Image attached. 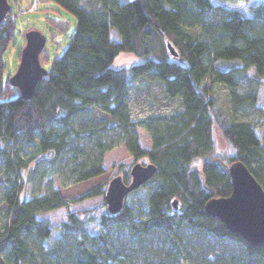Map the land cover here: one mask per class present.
<instances>
[{"label":"trees","instance_id":"obj_1","mask_svg":"<svg viewBox=\"0 0 264 264\" xmlns=\"http://www.w3.org/2000/svg\"><path fill=\"white\" fill-rule=\"evenodd\" d=\"M53 1L75 16V25L69 43L51 60L29 99L20 95L4 72V51L16 29L10 9L0 23V183L6 204L0 223V264L36 262L31 242L40 244L41 262L52 258L57 263L118 264L116 257L123 249L113 252L105 234L90 238L97 249L86 244V224L96 222V214L83 217L68 212L58 225L37 217L104 194L106 182L76 197H67L58 189L24 196L39 163L47 162L49 173H56L66 152L75 156L71 169L75 180L102 174L103 154L109 146L99 132L105 129L121 132L128 151L135 157L147 156L156 171L126 194L118 212L102 213V227L125 226L133 239L154 229L163 231L168 264L174 260L183 264L188 258L192 264H234L217 252L183 254L178 234L183 226L237 241L247 255L243 264H264V245H250L229 232L220 219L204 212L209 198L230 193L227 169L234 160L242 161L264 189V132L259 138L250 122L233 117V112L251 109L257 102L255 89L237 91L240 78L264 81V3L250 6L246 16L238 10L213 13L210 0ZM167 42L176 56L169 53ZM121 52L133 53L139 61L113 67ZM144 79L160 83L165 96L179 99L180 108L133 119L126 97L130 85ZM219 83L228 87L225 105L215 96ZM90 110L103 117L77 120ZM138 125L149 133L148 149L139 145ZM214 129L228 142L230 152L216 150ZM84 136L91 138L97 152L87 153L77 144ZM196 159L201 160L199 167L193 165ZM122 179L130 180L128 171H123ZM137 195L145 205L143 214L130 202Z\"/></svg>","mask_w":264,"mask_h":264},{"label":"rangeland","instance_id":"obj_2","mask_svg":"<svg viewBox=\"0 0 264 264\" xmlns=\"http://www.w3.org/2000/svg\"><path fill=\"white\" fill-rule=\"evenodd\" d=\"M9 8L13 12L11 19H15L16 29L10 44L4 51L5 75L10 77L16 71L20 59V52L25 43V34L28 30L35 29L40 31L46 38L45 45L40 52V61L45 68H48L51 60L59 56L72 36L75 16L56 4L53 0H7ZM214 5L213 13L218 11L238 10L244 15H249V7L264 0H210ZM111 35L115 37L116 31L111 28ZM139 61V58L133 53L121 52L112 62L113 67L130 65ZM255 89L257 94L256 105L246 111L238 110L233 112L235 120L250 122L255 129L259 138L264 132V81L257 82L250 78H240L237 91L242 93ZM228 87L223 84H216L215 96L220 104L227 102ZM129 113L133 119L145 118L157 114H170L180 108L178 98H168L163 93L160 83L152 82L147 79L134 81L128 90L126 97ZM103 116L96 110H90L86 115L79 117L77 120H97ZM107 117V116H106ZM97 123H100L97 121ZM75 125H78L75 121ZM137 139L143 149H148L151 145L149 133L141 125L136 127ZM103 143L109 146L104 151L102 166L104 172L87 180L77 181L71 172L72 169V152H66L61 155L59 160V171L49 173L50 167L47 162L39 163L32 180L28 181L25 186L24 196L31 197L48 192L51 189H58L61 194L67 197H76L95 185L108 181L116 174H123L128 171L135 162L143 164L149 162L145 155L135 157L132 155L124 143L122 133L117 129H105L99 132ZM214 143L216 150L221 153L231 151V147L219 130L214 129ZM77 144L85 149L87 153L97 152L96 146L90 137L84 136L79 139ZM22 156H26L25 151H21ZM200 159L193 161L195 167H199ZM3 164L0 162V174L2 173ZM130 175V173H129ZM1 177V176H0ZM106 188V187H105ZM2 184L0 183V223L4 222V211L6 204L1 199ZM104 201V194L93 196L81 200L80 202L69 205L68 207H58L49 211L37 214V217L45 223L58 225L66 220L68 212H75L80 216L87 217L96 214L97 221L87 223L86 242L90 249H97V244L90 240L91 237L105 234L108 240V246L113 252L123 249L122 253L117 254L116 261L118 264H168L164 260L165 251L168 249V243L165 241L163 231L159 229L151 230L139 239L132 238L129 228L112 226L104 228L100 225L99 219L103 212L107 211L106 203L98 206ZM130 202L138 208V213L143 214L145 205L143 200L137 196H131ZM95 206H98L94 209ZM179 247L183 254L196 256L202 252L216 253L223 255L228 260L234 261V264H243L246 260V253L242 245L233 240H221L203 232L196 231L189 226H183L178 232ZM33 252L36 254V262L31 264H71L67 260L59 261L46 258L41 262L43 250L39 243H30ZM142 247L139 249V247ZM114 263V261H112ZM169 264H182L174 260ZM183 264H192L190 258Z\"/></svg>","mask_w":264,"mask_h":264},{"label":"water","instance_id":"obj_3","mask_svg":"<svg viewBox=\"0 0 264 264\" xmlns=\"http://www.w3.org/2000/svg\"><path fill=\"white\" fill-rule=\"evenodd\" d=\"M9 9L8 1L0 0V23ZM45 41V36L38 30L31 29L25 34L18 66L9 79L23 98L32 97L37 83L47 73L40 61ZM166 47L171 55H177L169 42ZM155 171L156 165L152 162H135L129 170L130 180L127 183L121 174L113 176L104 192L107 211L112 214L118 212L126 194L143 185ZM227 171L231 180L230 193L209 198L204 204V212L220 219L229 232L239 235L250 245L261 247L264 245V189L240 160L232 161ZM172 205L177 207L176 199H173Z\"/></svg>","mask_w":264,"mask_h":264},{"label":"built area","instance_id":"obj_4","mask_svg":"<svg viewBox=\"0 0 264 264\" xmlns=\"http://www.w3.org/2000/svg\"><path fill=\"white\" fill-rule=\"evenodd\" d=\"M38 0H34V2H37ZM14 19V18H13Z\"/></svg>","mask_w":264,"mask_h":264}]
</instances>
